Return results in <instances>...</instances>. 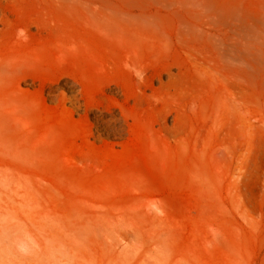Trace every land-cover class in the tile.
Wrapping results in <instances>:
<instances>
[{"label": "rangeland", "instance_id": "rangeland-1", "mask_svg": "<svg viewBox=\"0 0 264 264\" xmlns=\"http://www.w3.org/2000/svg\"><path fill=\"white\" fill-rule=\"evenodd\" d=\"M183 1L0 0V264H264V62L183 32L264 0Z\"/></svg>", "mask_w": 264, "mask_h": 264}, {"label": "bare ground", "instance_id": "bare-ground-1", "mask_svg": "<svg viewBox=\"0 0 264 264\" xmlns=\"http://www.w3.org/2000/svg\"><path fill=\"white\" fill-rule=\"evenodd\" d=\"M194 2H195L194 0L192 1V3L190 2V0H186V1L184 0L183 4L186 5L187 3H191L193 5ZM195 4H196V2H195ZM206 5H208V4H206ZM193 7H194V5H193ZM237 10H238V8H237ZM240 11H241V9H240ZM192 13H194L193 19H195V20L193 22H191V24L187 22L186 25L183 27V32H184L186 37L187 36L190 37L189 40L193 44L195 43L194 46H195L196 50L199 53H201V55L203 54L207 58H211V57L213 58V56H215L217 58V61H219L220 63H223V64H235V65L238 64L241 66L240 70L244 69L246 72L248 71V73L249 72L252 73L251 75L258 72L262 63L264 62V31L262 29L258 28L254 24H251L250 22L249 23H241V22H239L240 20L239 21L237 20L238 22H229V21L224 20V19H223V21L222 20L219 21L216 17H214L215 15L214 16L203 15L204 11L201 8L195 10L194 12L192 11ZM231 13H232V11H231ZM242 13H243V10H242ZM222 14H220V15H222ZM235 14H236L235 16L238 15L237 13H235ZM243 14H247V13L245 12ZM247 15H249V14H247ZM230 17H232V15ZM261 17H263L262 14H261ZM239 19H240V17H239ZM235 20H236V18H235ZM201 21H202V24H201ZM218 22H220V23H218ZM205 23L206 24L209 23V25H211L214 28L221 26V25H224L227 27V29H226L227 31H225L226 33H220V32L214 31V32H210V33L206 34L203 32V24H205ZM204 30H206V29H204ZM192 35H193V37H192ZM194 38L196 40H194ZM215 57H214V59H215ZM227 68H228V66H227ZM229 69H231V68H229ZM224 71H226V70H224ZM237 71L239 72V70H237ZM234 73H236V72L234 71ZM244 80H245V78H244ZM253 81H254V79H253ZM262 90H261V92H262ZM261 110H263V109H261ZM262 121H263V119H262Z\"/></svg>", "mask_w": 264, "mask_h": 264}]
</instances>
